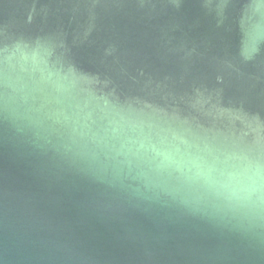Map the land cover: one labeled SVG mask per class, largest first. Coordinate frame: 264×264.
<instances>
[{
    "label": "water",
    "instance_id": "1",
    "mask_svg": "<svg viewBox=\"0 0 264 264\" xmlns=\"http://www.w3.org/2000/svg\"><path fill=\"white\" fill-rule=\"evenodd\" d=\"M0 264H264V0H0Z\"/></svg>",
    "mask_w": 264,
    "mask_h": 264
}]
</instances>
